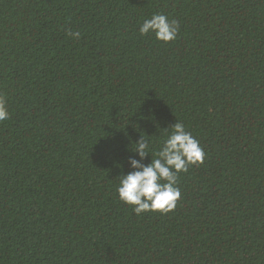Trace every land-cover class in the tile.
Segmentation results:
<instances>
[{"label":"trees","instance_id":"16d2710c","mask_svg":"<svg viewBox=\"0 0 264 264\" xmlns=\"http://www.w3.org/2000/svg\"><path fill=\"white\" fill-rule=\"evenodd\" d=\"M0 94V264H264V0H0ZM177 121L204 162L137 215L131 149Z\"/></svg>","mask_w":264,"mask_h":264},{"label":"clouds","instance_id":"9594fccd","mask_svg":"<svg viewBox=\"0 0 264 264\" xmlns=\"http://www.w3.org/2000/svg\"><path fill=\"white\" fill-rule=\"evenodd\" d=\"M138 30L141 35L154 34L157 40L168 43L177 38L180 24L164 13H153L150 18L144 19ZM67 35L79 39L81 33L67 30ZM8 119L10 115L6 98L0 94V122ZM134 143L135 147L131 150L135 155L128 157L131 170L121 174L118 198L133 206L137 215L149 211L167 213L173 210L181 196L177 187L179 174L187 172L189 165L204 162L205 153L199 141L186 130L182 122L177 121L171 125V131L155 153L149 147L150 141L142 135ZM149 154L151 160L146 164L144 161Z\"/></svg>","mask_w":264,"mask_h":264}]
</instances>
